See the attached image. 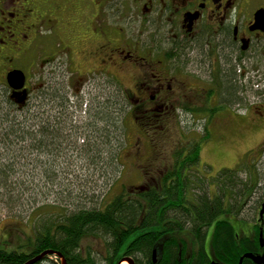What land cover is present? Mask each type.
I'll return each mask as SVG.
<instances>
[{"label":"flooded vegetation","instance_id":"obj_1","mask_svg":"<svg viewBox=\"0 0 264 264\" xmlns=\"http://www.w3.org/2000/svg\"><path fill=\"white\" fill-rule=\"evenodd\" d=\"M15 72L24 75L22 89L9 82ZM260 83L264 0H0V135L25 121L18 111L43 113L46 128L66 111L60 142H52L57 155L82 154V168L140 165L149 183L133 197L210 139L170 134L174 126L190 117L206 130L212 120L222 124L221 113L235 117L232 106ZM114 115L125 117L130 141L116 143ZM26 121L37 127L35 117ZM199 154V166L183 175L204 167Z\"/></svg>","mask_w":264,"mask_h":264},{"label":"trees","instance_id":"obj_2","mask_svg":"<svg viewBox=\"0 0 264 264\" xmlns=\"http://www.w3.org/2000/svg\"><path fill=\"white\" fill-rule=\"evenodd\" d=\"M18 113L16 120L26 121L30 116L37 120V127H28L27 121L16 122L0 135L7 153L6 159H0V203L19 210L34 201L33 197L26 199V195L30 189H40V184L28 186L23 181L18 188L15 167L22 158L32 155L38 161L54 156V163L58 162L60 156L55 157L58 152L52 146L60 142V125L66 111L61 114L62 119H53L56 124L48 128L44 126L43 113ZM11 148L22 155L20 159L16 152H10ZM192 150L195 155L191 153L190 159L176 161L174 170L159 178L148 192L136 197L131 193L119 195L108 204L100 202L98 207L79 209L57 221H43L32 238L17 250L8 251L11 246L0 230V264H28L46 251L59 253L67 264H122L130 259L134 264H258L245 256H264L259 238L261 230L264 238L261 220L259 225L251 222L254 233L248 238L236 235L230 222L220 220L226 215L239 219L253 203L262 178L260 158H254L258 149L234 170L219 172L210 183L203 177L193 181L192 176L181 173L185 167L199 166L200 149ZM181 161L182 165L177 166ZM120 167L117 164L112 169L120 171ZM242 173L246 174L245 181L240 178ZM209 184L216 187V197L209 194ZM260 203L262 209L264 196L257 204ZM212 229L210 259L204 246ZM86 240H100L104 252L85 250ZM35 264H62V260L54 254Z\"/></svg>","mask_w":264,"mask_h":264},{"label":"rangeland","instance_id":"obj_3","mask_svg":"<svg viewBox=\"0 0 264 264\" xmlns=\"http://www.w3.org/2000/svg\"><path fill=\"white\" fill-rule=\"evenodd\" d=\"M40 82L38 77L32 81L35 89ZM251 95H248L249 100L246 96L248 102L242 101V104L232 106V110L236 114L235 117H229L230 110H225L224 114L221 113L224 121L222 124H217L216 119L212 120L211 125L207 127L210 133L205 129V121L201 117L199 119L190 117L188 122L183 121L178 124V127L174 126L170 132L173 135L197 136L199 141L208 137V135L210 137L200 151V168L203 165L204 167L201 170L198 169L200 172H193L188 175L192 176L193 181L200 180L203 177L211 182L224 169L234 170V168L243 164L258 149V153L254 158H260L258 167L262 178L253 203L249 205L239 219L227 215L222 216L220 219L221 221L230 222L236 235L246 238L251 237L254 233L252 223L260 224L261 203H257L258 201L262 202L264 196V90L258 93L253 92ZM114 118V134L116 137L119 136L116 143L122 144L125 140L130 141L132 131L130 126L127 127L124 123L125 117L114 115ZM222 127L224 131H219ZM171 142H174V140H171ZM5 152V146L0 141V159H6L7 153ZM10 152H16L15 148H11ZM16 153V156H19L20 159L22 155L18 151ZM126 155L125 151L119 156L125 158ZM25 156L28 155L25 154ZM81 156L82 154L78 152L60 154L55 156L59 158L58 162L54 163V156L48 157V161H50L48 162L44 158L43 160L39 158L38 161V159H35L36 156L32 155L22 158L25 161L20 160V163L16 165L15 170L18 175L14 177L18 180L17 187L19 188L20 183L26 181L28 186L40 184V189H30L26 199L29 200L33 197L34 201H31L28 206L24 205L19 210L18 207L10 209L11 206L0 203V230L8 247L11 246L7 248L9 252L17 250L24 243L26 244L28 238H32L31 236L34 235L36 229H39L43 221H57L62 219L63 215L74 213L79 209L98 207L100 202L108 204L116 196L127 195L131 193L133 188L139 185L146 186L149 183V180L143 181L138 173L139 170L143 169L139 167L140 165L128 164L125 171L120 167L122 171L117 170L115 172L112 167L87 168L83 166L82 168L81 163H83V160L81 161ZM107 175L108 180L106 179ZM109 175L111 176L109 177ZM53 177L55 181L52 180ZM240 178L245 181L246 174H240ZM150 181L154 182L156 180ZM211 187L214 191L215 186L211 185ZM212 232L213 229L210 231L206 247L208 253L211 252L210 239ZM83 246L85 250L90 249L93 252L103 253L105 250L100 240H86Z\"/></svg>","mask_w":264,"mask_h":264},{"label":"water","instance_id":"obj_4","mask_svg":"<svg viewBox=\"0 0 264 264\" xmlns=\"http://www.w3.org/2000/svg\"><path fill=\"white\" fill-rule=\"evenodd\" d=\"M262 16H263V12L258 13L257 16H256V20L259 21L262 18ZM9 82H10V84H14V83L18 82L19 85H17V88L18 89H22L24 87V82H25L24 75H22L19 72H15L12 75H9ZM23 97H24V94H23ZM24 99H25V97L23 98V100ZM259 216H260L261 223L263 224L264 223V204H263V207L261 209V212H260V215ZM259 238L261 239L260 240L261 247H263L264 246L263 230H261V233H260V237ZM54 254L57 255L59 258L62 259V264H67L66 259H64L59 253L52 252V251L43 252V254L35 257L28 264H35L37 262L43 261V258L44 257H46V256H52ZM245 258L246 259L255 260L258 264H262V263L264 264V256L256 257V256H254L252 254H249V255H246ZM125 262L127 264H134L131 259L130 260H124L122 263H125Z\"/></svg>","mask_w":264,"mask_h":264},{"label":"built area","instance_id":"obj_5","mask_svg":"<svg viewBox=\"0 0 264 264\" xmlns=\"http://www.w3.org/2000/svg\"><path fill=\"white\" fill-rule=\"evenodd\" d=\"M255 86V90L260 92L264 90V83H260V84H256Z\"/></svg>","mask_w":264,"mask_h":264},{"label":"bare ground","instance_id":"obj_6","mask_svg":"<svg viewBox=\"0 0 264 264\" xmlns=\"http://www.w3.org/2000/svg\"><path fill=\"white\" fill-rule=\"evenodd\" d=\"M62 260V259H61ZM122 264H124V263H122Z\"/></svg>","mask_w":264,"mask_h":264}]
</instances>
